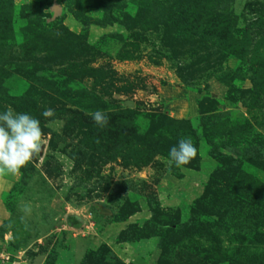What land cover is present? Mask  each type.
Instances as JSON below:
<instances>
[{
  "label": "rangeland",
  "instance_id": "374dc122",
  "mask_svg": "<svg viewBox=\"0 0 264 264\" xmlns=\"http://www.w3.org/2000/svg\"><path fill=\"white\" fill-rule=\"evenodd\" d=\"M9 107L39 119L46 143L0 175L7 252L264 264V0H0ZM181 138L198 155L176 168ZM214 150L237 167L220 170Z\"/></svg>",
  "mask_w": 264,
  "mask_h": 264
},
{
  "label": "clouds",
  "instance_id": "9594fccd",
  "mask_svg": "<svg viewBox=\"0 0 264 264\" xmlns=\"http://www.w3.org/2000/svg\"><path fill=\"white\" fill-rule=\"evenodd\" d=\"M42 115L49 118L55 113L47 109ZM89 115L100 128L109 123L107 114L102 110ZM45 143V133L39 119L26 112H15L11 107L0 112V175H21L22 169L41 155ZM197 155L198 149L191 138H181L170 148L168 162L181 168L190 164ZM22 210L30 213L31 207L25 205Z\"/></svg>",
  "mask_w": 264,
  "mask_h": 264
},
{
  "label": "trees",
  "instance_id": "16d2710c",
  "mask_svg": "<svg viewBox=\"0 0 264 264\" xmlns=\"http://www.w3.org/2000/svg\"><path fill=\"white\" fill-rule=\"evenodd\" d=\"M241 152L248 154V151L246 149L239 151L237 154L242 155ZM214 154L217 156L216 158L219 161L218 168L220 170L237 167L239 163V160L235 156H223L217 152L215 153V150H214ZM175 232L176 231H174V233ZM86 259L87 260L84 261L82 264H124L106 247H103L102 249H99L96 252H90L86 256Z\"/></svg>",
  "mask_w": 264,
  "mask_h": 264
},
{
  "label": "crops",
  "instance_id": "0c3cea01",
  "mask_svg": "<svg viewBox=\"0 0 264 264\" xmlns=\"http://www.w3.org/2000/svg\"><path fill=\"white\" fill-rule=\"evenodd\" d=\"M4 220V210L0 209V227ZM10 236L8 234H4L3 238L0 237V264H43L41 254H36L34 259L24 260L22 258V254H25L27 249L20 250L16 253V255H12L7 252V240L9 241ZM13 259H12V258Z\"/></svg>",
  "mask_w": 264,
  "mask_h": 264
},
{
  "label": "water",
  "instance_id": "95a60500",
  "mask_svg": "<svg viewBox=\"0 0 264 264\" xmlns=\"http://www.w3.org/2000/svg\"><path fill=\"white\" fill-rule=\"evenodd\" d=\"M60 13H61V11L59 10V11H57V14L56 15H60Z\"/></svg>",
  "mask_w": 264,
  "mask_h": 264
}]
</instances>
